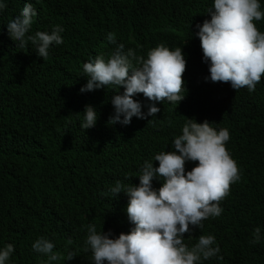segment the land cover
<instances>
[{
    "label": "clouds",
    "instance_id": "obj_1",
    "mask_svg": "<svg viewBox=\"0 0 264 264\" xmlns=\"http://www.w3.org/2000/svg\"><path fill=\"white\" fill-rule=\"evenodd\" d=\"M87 1L56 0L52 7V2L26 0L18 14L6 23L5 35L13 47L24 49L31 44L38 57L47 59L50 47L63 43V32L90 25L85 41L72 44L73 49L80 48L81 74L87 77L80 92L92 95L94 89H100L98 92L109 98L111 109L108 114L95 103H87L80 112L83 115L79 127L98 129L95 136L90 135L94 139L108 133L103 139L106 143L126 139L131 147L142 149L149 140L154 143L150 126L143 119L160 111L156 102L166 100L176 105L183 99L192 111L187 113L197 121L187 118L184 122L176 114L164 144L158 146L171 145L170 149L149 154V160L139 169L137 185L118 180L110 189L113 197L121 192L127 196L125 211L133 225L129 232L113 236L111 230L102 231L93 221L83 232L84 241L67 228L62 232L63 222L55 203L42 202L34 195L43 190L46 182L42 189L34 193L30 190L32 201L28 198L16 204L8 217L12 231L39 236L31 244L34 251L6 243L0 247V264H52L60 259L59 252L67 253L65 260L70 261L75 255L66 247L90 252L91 264H202L203 260L217 256L220 249L211 234L200 235L195 241V231L191 233L190 226L200 229L204 220L220 216V201L228 194L230 184L240 179L234 160L242 145H230L231 132L220 124L233 126L242 122L237 120L236 113L227 110L225 94L217 88H245L250 93L263 83L264 32L254 23L264 19L260 0H212V6L206 10L210 19L197 24L195 37L185 44H197L198 60L194 65L185 49L182 52L180 47L170 49L162 44L149 49L146 57L137 56L133 49L125 50L111 32L106 36L114 45L109 53L105 34L110 20L104 11L89 23L87 13L80 18L63 11L67 6L89 8L93 4ZM5 8L6 0H0V11ZM46 8L50 13L45 18ZM46 23L53 24L50 31L39 28ZM94 38L100 40L98 46L94 41L95 48ZM52 92L60 91L54 87ZM142 97L151 102L146 112L136 100ZM133 117L136 119L132 121ZM194 162L191 170L186 171L185 165ZM257 226H246L238 233L239 241L231 255L234 264L264 260V225ZM42 229L52 232L54 237ZM186 232L191 247L184 243Z\"/></svg>",
    "mask_w": 264,
    "mask_h": 264
},
{
    "label": "trees",
    "instance_id": "obj_2",
    "mask_svg": "<svg viewBox=\"0 0 264 264\" xmlns=\"http://www.w3.org/2000/svg\"><path fill=\"white\" fill-rule=\"evenodd\" d=\"M25 2L6 0V8L0 11V247L11 243L34 251L31 244L39 236L12 231L8 217L16 204L28 198L32 201L31 195L46 182L43 190L34 195L42 202L55 203L63 222V228L58 227L62 232L67 228L84 241L83 232L93 221L102 231L111 230L113 236L127 233L133 226L125 211L127 196L121 192L113 197L110 189L118 180L137 185L139 169L149 160V154L170 149L171 145L158 146L164 144V136L172 127L175 115H180L185 122L187 118H194L188 114L192 111L183 99L176 105L166 100L156 102L160 111L143 119L150 126L154 143L150 144L149 140L145 146L141 145L143 150L131 147L132 143H126V139L106 143L103 139L108 133L101 134L98 140L92 138L98 129L79 127L83 106L95 103L109 114L111 105L109 98L99 93L100 89H94L92 95L80 92L87 77L81 74L80 48L73 49L72 44H82L91 27L85 24L63 32V43L50 47L47 59H42L31 44L24 49L15 48L5 37L6 23L18 14ZM40 2H52V7L56 4V0ZM87 4L93 5L89 8L67 6L63 11L80 18L87 13V23L104 11L110 20L105 40L109 32L114 33L125 50L131 48L142 57L160 44L170 49L180 47L194 65L198 60L197 44H185L195 37L196 25L210 19L206 10L212 6V0H88ZM260 4L264 10V0ZM49 13V8L44 9L45 18ZM254 23L264 32V19ZM52 26L46 23L39 28L50 31ZM94 41L96 46L100 43L99 38H94L93 48ZM105 44L110 53L114 45L107 40ZM54 87L60 92H52ZM217 90L225 94L227 110L236 113L237 120L242 122L233 126L220 124L231 132L230 145H242V151L235 152L239 157L234 160L240 179L230 184L228 194L220 201L223 209L220 216L204 220L200 229L190 227L191 233L195 231V241L200 235L211 234L220 249L217 256L203 260L202 264H234L231 255L239 241L238 233L246 226L264 225V80L250 93L245 88ZM136 100L146 112L151 102L145 97ZM242 127L245 129L240 131ZM195 163L185 165L186 171ZM130 165L134 167L128 168ZM46 233L54 237L52 232ZM184 236V243L191 247L189 233ZM66 249L74 258L66 261L67 253L59 252L60 259L52 264H91V253L84 248ZM254 264H264V260H255Z\"/></svg>",
    "mask_w": 264,
    "mask_h": 264
}]
</instances>
